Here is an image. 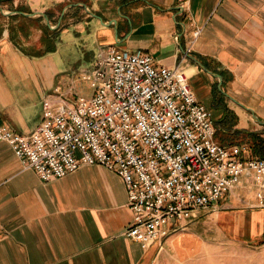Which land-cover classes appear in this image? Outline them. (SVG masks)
Instances as JSON below:
<instances>
[{
  "label": "crops",
  "instance_id": "0c3cea01",
  "mask_svg": "<svg viewBox=\"0 0 264 264\" xmlns=\"http://www.w3.org/2000/svg\"><path fill=\"white\" fill-rule=\"evenodd\" d=\"M0 7V126L10 131L37 129L44 95L83 86L74 75L92 66L101 46H114L169 68L185 58L183 68L212 107L224 102L238 116L236 129L264 133V0H189L185 10L178 0H13ZM248 189L244 202L230 195L216 214L258 237L264 209L252 208L256 190ZM127 204L123 180L101 166L45 183L0 142V264H151L155 245L124 235L134 220Z\"/></svg>",
  "mask_w": 264,
  "mask_h": 264
},
{
  "label": "built area",
  "instance_id": "2783aa9c",
  "mask_svg": "<svg viewBox=\"0 0 264 264\" xmlns=\"http://www.w3.org/2000/svg\"><path fill=\"white\" fill-rule=\"evenodd\" d=\"M188 1L178 0L184 10ZM184 61L169 68L146 53L102 46L79 72L88 95L55 88L42 100L37 129L21 135L0 126V142L45 183L87 166L118 175L134 213L124 235L144 248L162 246L200 212L218 211L245 179L264 209V159L217 140L213 113L196 96Z\"/></svg>",
  "mask_w": 264,
  "mask_h": 264
},
{
  "label": "rangeland",
  "instance_id": "374dc122",
  "mask_svg": "<svg viewBox=\"0 0 264 264\" xmlns=\"http://www.w3.org/2000/svg\"><path fill=\"white\" fill-rule=\"evenodd\" d=\"M78 76L79 73H76L74 79H77ZM198 80L197 77L190 79V84H192L198 99L211 108L215 119H220L224 115L222 107L227 104L222 102L214 105L216 107H212L210 97L206 96L198 87ZM57 87L67 91V88L61 85ZM54 89L48 91L44 97L52 93ZM78 89L80 94L88 95L90 93L88 84H84ZM217 93H219L218 89ZM250 189L247 187L241 190ZM241 190H236L230 195H240L244 202L246 200L245 193ZM252 208H258L257 204ZM221 209L222 204L216 212H200L197 218L187 223L185 230H180L169 236L162 246L155 245V255L151 264H264V235L250 237L248 233L239 231L233 220H225L217 216Z\"/></svg>",
  "mask_w": 264,
  "mask_h": 264
},
{
  "label": "trees",
  "instance_id": "16d2710c",
  "mask_svg": "<svg viewBox=\"0 0 264 264\" xmlns=\"http://www.w3.org/2000/svg\"><path fill=\"white\" fill-rule=\"evenodd\" d=\"M224 115L216 119L217 140L223 145L248 144L254 156L264 159V137L259 132L236 129L238 116L227 106H223Z\"/></svg>",
  "mask_w": 264,
  "mask_h": 264
},
{
  "label": "water",
  "instance_id": "95a60500",
  "mask_svg": "<svg viewBox=\"0 0 264 264\" xmlns=\"http://www.w3.org/2000/svg\"><path fill=\"white\" fill-rule=\"evenodd\" d=\"M11 1H13V0H0V5L7 3V2H11ZM0 10H1V7H0ZM43 15L45 16L47 23L50 25V21H49L48 17L45 14H43Z\"/></svg>",
  "mask_w": 264,
  "mask_h": 264
}]
</instances>
